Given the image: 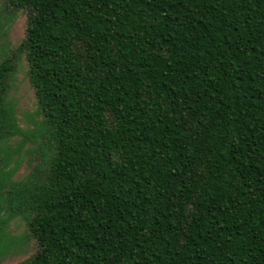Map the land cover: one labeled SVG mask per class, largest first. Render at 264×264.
I'll return each instance as SVG.
<instances>
[{
    "label": "trees",
    "instance_id": "16d2710c",
    "mask_svg": "<svg viewBox=\"0 0 264 264\" xmlns=\"http://www.w3.org/2000/svg\"><path fill=\"white\" fill-rule=\"evenodd\" d=\"M2 1L0 259L19 218L18 264H264V0Z\"/></svg>",
    "mask_w": 264,
    "mask_h": 264
},
{
    "label": "rangeland",
    "instance_id": "374dc122",
    "mask_svg": "<svg viewBox=\"0 0 264 264\" xmlns=\"http://www.w3.org/2000/svg\"><path fill=\"white\" fill-rule=\"evenodd\" d=\"M2 9L3 1L0 0V24H2V36L0 37V43H6L11 47L17 46L25 36L27 17L25 14H21L15 22L10 25L3 26V24H5V20L1 15ZM11 97L16 104L21 127L26 132L35 131L36 125L42 121V117L38 113V102L29 81L28 64L25 59H23L20 64L17 81L11 93ZM32 140H29L22 149V157H20V154L17 155L12 165V167L17 168L15 176L16 180L24 179L30 172V152H33L36 147L35 143L31 142ZM22 141L23 137H18L12 144H21ZM8 232L10 237L15 241V244L11 248L10 252L0 259V264H18L26 260L35 252L33 243L30 241H22L27 234L26 224L22 220L18 218L12 221L8 228Z\"/></svg>",
    "mask_w": 264,
    "mask_h": 264
}]
</instances>
